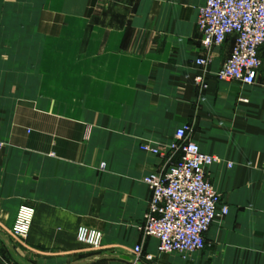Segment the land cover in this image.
<instances>
[{"label":"crops","instance_id":"crops-1","mask_svg":"<svg viewBox=\"0 0 264 264\" xmlns=\"http://www.w3.org/2000/svg\"><path fill=\"white\" fill-rule=\"evenodd\" d=\"M204 3L36 0V31L57 34L43 35L51 73L21 76L0 104V231L24 259L50 264L77 253L80 225L99 230L109 251L132 255L141 244L155 253L157 241L137 229L150 196L143 178L180 158L170 145L187 125L188 138L216 158L206 177L229 212L204 249L177 264H264V46L252 84L216 80L233 42L202 47ZM207 53L202 89L194 59ZM23 205L34 214L16 240L9 230ZM8 261L0 241V264Z\"/></svg>","mask_w":264,"mask_h":264},{"label":"built area","instance_id":"built-area-1","mask_svg":"<svg viewBox=\"0 0 264 264\" xmlns=\"http://www.w3.org/2000/svg\"><path fill=\"white\" fill-rule=\"evenodd\" d=\"M196 27L201 45L207 51L232 39L231 51L215 73L216 80L241 84L255 81L261 66L260 48L264 46V0H205L198 9ZM211 58L207 53L194 59V65L202 70L195 76V82L202 89L208 86L205 73ZM191 132L187 125L178 128L170 149L180 150V158L143 178L150 196L137 229L143 236L157 241L156 250L160 254L186 256L203 250L205 234L211 225L229 212V206L221 202L220 194L206 177L207 166L216 158L202 152L188 138ZM141 149L164 154L158 147L147 144L141 145ZM33 214L32 207H19L9 231L14 239L25 237ZM102 237L99 230L84 225L76 231V240L84 251H101ZM131 253L137 260H151L154 256L144 252L141 244L134 245Z\"/></svg>","mask_w":264,"mask_h":264},{"label":"rangeland","instance_id":"rangeland-1","mask_svg":"<svg viewBox=\"0 0 264 264\" xmlns=\"http://www.w3.org/2000/svg\"><path fill=\"white\" fill-rule=\"evenodd\" d=\"M37 4L36 0H0V104L8 103L12 98H9L11 88L19 82H23L21 76H37V73H51V67H47V62L42 60L46 58L51 43L48 45L42 43L47 39L43 35L57 34H42L36 31V26L43 22V18L36 16ZM46 20V18H45ZM50 20V19H49ZM46 23V22H45ZM61 40L66 39L64 34H61ZM43 53V54H42ZM46 60V59H45ZM44 61V68L42 64ZM66 59L61 58V64L64 65ZM47 67V68H46ZM48 70V71H46ZM23 84V83H22ZM15 90L13 89V92ZM18 91V90H16ZM19 92V91H18ZM1 144V143H0ZM1 147V145H0ZM105 166L104 163L100 164ZM103 166V167H104ZM18 211V210H17ZM15 220V219H14ZM11 229V228H10ZM10 231V230H9ZM5 233V232H4ZM19 238L18 240H22ZM109 251L108 248H103ZM79 252V253H78ZM78 252L71 255H59L54 258L50 264H68L69 262L86 255L99 253V251H84L79 244ZM104 252V251H103ZM118 253V252H117ZM124 254V253H123ZM151 260L138 259L144 264H168L179 263L181 260H186L191 254L186 256L177 253L160 254L155 251ZM129 255V254H128ZM133 257V255H131ZM168 257V258H166ZM46 263V262H45ZM8 264H13L8 261ZM98 264H120L113 261H103Z\"/></svg>","mask_w":264,"mask_h":264},{"label":"water","instance_id":"water-1","mask_svg":"<svg viewBox=\"0 0 264 264\" xmlns=\"http://www.w3.org/2000/svg\"><path fill=\"white\" fill-rule=\"evenodd\" d=\"M0 241L5 246L11 260L15 264H34L26 259H24L13 247L8 237L0 231ZM103 261H120L126 264H144L141 261L135 259L128 254H120L113 251H104L99 253H94L86 255L84 257L78 258L69 262L68 264H96Z\"/></svg>","mask_w":264,"mask_h":264}]
</instances>
